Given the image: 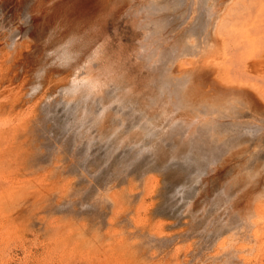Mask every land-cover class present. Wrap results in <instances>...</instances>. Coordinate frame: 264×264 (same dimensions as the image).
<instances>
[{
  "label": "bare ground",
  "instance_id": "obj_1",
  "mask_svg": "<svg viewBox=\"0 0 264 264\" xmlns=\"http://www.w3.org/2000/svg\"><path fill=\"white\" fill-rule=\"evenodd\" d=\"M143 1L31 0L27 13L30 25L26 29L17 28L13 48L10 46L12 50L9 47L10 51L3 50L0 43V264H194L200 256H204L202 264H264L261 256L253 261L244 257L254 248L264 249V168L261 169L264 161L246 173L245 194L236 198L233 188L228 189L226 183L218 193L220 197L212 196L210 204L203 202L198 208L196 202L188 200L183 208L179 205L180 212L176 214L177 206L160 205L155 201L162 198L160 182L164 178L153 180L151 173L152 169H161L160 174H166L171 169V164L165 166L168 159H188L191 154L184 148L190 139L191 146L188 145L193 157L204 159L206 170L219 175L230 157L240 154L238 138L241 136L224 134V122L218 121L221 127H214L218 118L232 117L246 108L250 115L255 114V119L264 122V0ZM8 4L0 0V10H3L0 24L17 20V13L8 12ZM130 13L147 16L139 18L137 15V23L144 28L152 27L144 32L145 40L152 39L147 44L142 40L143 50L140 45L141 49L137 48L143 58L148 53L142 67L149 66V70L153 68L155 72L147 78L150 82L146 80L150 85H145L153 87L148 92H155L157 88L159 93L156 91L157 95L150 97L149 102L144 99L146 93L141 95L143 89L139 92L137 85L125 80L113 61L109 64L97 58L100 49L94 38L98 37L96 33L99 34L102 21L107 16ZM42 37L61 42L60 51L55 54L57 65L66 64L71 69L66 76L56 79L59 69L51 67L50 75L43 77L45 87L39 89L36 82L35 85L27 82L31 75L23 57L32 52V42L35 41V46L44 40ZM166 60L171 62L168 68L163 65ZM45 63L42 69H47ZM111 85L117 92L105 98L104 92ZM57 90L70 98L68 102L71 99L74 102L73 105L68 103L71 106L67 110L72 114L68 123L60 124L51 114L53 99L50 96ZM127 94L136 97L137 109H131V113L149 116L147 130L157 128L160 121H168V125L166 128L163 124V127L158 126L160 140H153L140 149L148 158L142 160L141 171H136L139 175L135 172L131 177L130 172L129 177L130 170L125 174L123 170L114 179L98 184L100 180L94 165L85 156L79 161L76 152L81 145H87L86 151H89L93 136L99 137L106 131L111 133L110 128L117 131L118 126L110 121L113 117L110 104L126 101ZM92 98L100 101L96 112L90 102ZM144 103L151 114L146 113L148 109H142L146 108L142 107ZM193 116L205 120L193 126ZM252 125L256 127L252 126L254 131L264 132V127L260 130L258 124ZM182 127L189 131L186 133ZM260 134L248 145L249 150L258 149L254 153L256 157L264 158V134ZM224 141L233 149L224 148L227 155L220 160L222 154L217 149L226 146ZM242 149L246 151L247 146ZM128 163L130 166L132 161ZM175 165L172 161L173 168ZM197 172H193L194 175ZM149 179L154 185H148L147 189L142 185L151 182ZM204 179L208 181V177ZM256 189L259 193H254ZM252 192L258 201L253 209L238 208L239 202ZM145 196L151 202L143 206L144 214H140L136 204L139 200L146 203ZM168 214L177 215L166 224L176 230L165 232L164 222L153 219ZM185 217L187 220L183 221ZM200 235L201 240L188 243Z\"/></svg>",
  "mask_w": 264,
  "mask_h": 264
},
{
  "label": "rangeland",
  "instance_id": "obj_2",
  "mask_svg": "<svg viewBox=\"0 0 264 264\" xmlns=\"http://www.w3.org/2000/svg\"><path fill=\"white\" fill-rule=\"evenodd\" d=\"M7 3L10 4V6L8 8H10V10L8 12H15L17 13V20L15 19V21H12V22H6V21H3L2 24H0V43H1V47L3 46V50H5L6 48L7 49H11V47L14 45L13 44V39L15 37V31L17 30L18 27H23V28H27L30 23H29V17L27 15L28 11H29V8L32 4L31 0H6ZM34 1V0H32ZM11 2V3H10ZM13 2V3H12ZM145 2V0L143 1ZM8 4V5H9ZM12 4V5H11ZM3 10H0V19L2 18L1 16H3V13H2ZM5 12H7L6 10H4ZM17 11V12H16ZM21 15V16H20ZM125 15V16H124ZM130 17H129V16ZM121 14V15H118V16H107L105 19V21H102V24L101 23V28L99 29V34H101L100 32H103L101 35L97 34L96 33V36L98 37H95L94 38V41L95 39L97 40V46H99L98 48L100 49V55L99 57H97L99 59V61L103 62L104 60V63H112L113 61V65H115L119 71L121 72V75L123 77H125L124 79L129 81L130 83H134L136 88L139 89V92L141 91V89H143L141 92H143L141 95H144L146 93V97L144 98L145 101L149 102L151 100L150 97L154 96V95H157L156 91H158V89H154L155 92H148L149 90L151 91L152 88L150 89L149 85H150V80H148L147 78L153 76L155 74L153 68L151 70H149V66H145V68L142 67V64L145 63L144 59L146 57H148V51L146 50L144 53L146 55L145 58H143L140 54L141 50H143V44L141 46L140 43H142V40L143 42H146V44L152 39L149 38L148 40L146 39L145 40V36H144V32L145 30H148L150 29L149 28H144V27H141V25H139L137 22L139 18H147V16L145 15H141L139 16L138 14L134 15L135 16V19H134V16L130 13V14ZM139 18H138V16ZM41 16V15H40ZM109 17V18H108ZM114 18V19H111V18ZM115 17H118V18H115ZM21 18V19H20ZM41 18V17H40ZM39 18V19H40ZM28 19V20H27ZM20 20V21H19ZM27 20V21H26ZM134 20V21H133ZM24 21V22H23ZM25 24V25H24ZM29 24V25H28ZM24 25V26H23ZM103 26V28H102ZM152 28V27H151ZM2 29V30H1ZM101 29L103 31H101ZM106 29V30H105ZM141 29V30H140ZM48 34V33H47ZM46 34V35H47ZM104 34V35H103ZM12 35V36H11ZM48 36V35H47ZM99 36H101L99 38ZM10 37V38H9ZM50 38V36H48ZM48 37H42L44 38V40L40 39L41 41H38L39 45H35V41L32 42V46L33 48L31 47L30 50H32V52H30V55L28 56H24L23 57V61H27L26 63V69H30L28 73V75L30 74V78L27 77V82L31 81L33 82V84L35 85V82L36 84L39 85V89L40 88H44L45 87V83L44 81L46 80H43L45 78H47L48 75H50V73L53 71L51 70L52 68H55L56 66L58 67L57 70L59 71L57 76H55L56 79H58L59 77H63V76H66V74H68L70 72V67L69 66H66V64H62V67L58 66V57L55 56V54L59 53L60 51V48H58V46L61 45V42H58V43H55L57 41L53 40V41H48L47 38ZM102 38V39H101ZM140 38V39H139ZM11 40V41H10ZM16 40V39H15ZM104 40V41H103ZM10 44H8V43ZM53 42V43H52ZM55 43V44H54ZM5 44V46H4ZM13 44V45H11ZM48 44V45H47ZM52 44V45H51ZM111 44V45H110ZM7 45V46H6ZM137 45V46H136ZM142 47V49L139 47ZM11 46V47H10ZM37 46V47H36ZM40 46V47H39ZM47 46V47H46ZM105 46V47H104ZM120 46V47H119ZM9 47V48H8ZM36 47V49H35ZM43 47V48H42ZM140 48V49H137V48ZM13 48V47H12ZM5 50V51H10L9 50ZM35 49V50H34ZM53 49V50H52ZM56 49V50H55ZM104 49V50H103ZM145 49V48H144ZM12 50V49H11ZM43 50V51H42ZM137 52H136V51ZM37 51V52H36ZM35 52V53H34ZM143 52V51H142ZM154 51H152L153 53ZM39 53V54H38ZM48 53V54H47ZM53 53V54H52ZM138 53H139V56H138ZM44 54V55H43ZM102 54V55H101ZM117 54V56H116ZM120 54V55H119ZM110 55V56H109ZM38 56V57H37ZM55 56V57H54ZM103 56V57H101ZM150 56H151V53H150ZM118 57L120 59H118ZM141 57V58H140ZM35 58V59H34ZM112 60H111V59ZM46 61H45V60ZM54 59V60H53ZM56 59V61H55ZM149 59V58H147ZM48 60V61H47ZM53 60V61H52ZM107 60V61H106ZM110 60V61H109ZM121 60V61H120ZM142 60L143 62L141 63ZM115 61V62H114ZM118 61V62H117ZM167 61V60H166ZM163 62V65L168 68V65L169 67L171 66L170 65V60ZM38 62V63H37ZM46 62V63H45ZM50 62V63H49ZM46 64L47 66V69L44 67L42 69V64ZM55 63V64H54ZM122 63V64H121ZM140 63V64H139ZM52 64V65H51ZM119 64V65H118ZM167 64V65H165ZM50 65V66H49ZM64 65V66H63ZM123 65V66H122ZM135 66V67H134ZM52 67V68H51ZM64 67V69H63ZM69 67V69L67 68ZM122 67V68H121ZM39 69V70H38ZM41 69V70H40ZM67 69V70H66ZM121 69H123L124 71H122ZM173 69V68H172ZM61 70V71H60ZM66 70V71H65ZM136 70V71H135ZM39 71V72H38ZM64 71V72H63ZM68 71V72H67ZM62 72V73H61ZM67 72V73H66ZM26 73V72H25ZM24 73V74H25ZM124 73H126L125 76ZM150 73V74H149ZM61 74V75H60ZM132 74V75H131ZM27 75V73L25 74ZM47 75V76H46ZM40 77V78H39ZM45 77V78H43ZM128 77V78H127ZM134 77V78H133ZM127 78V79H126ZM131 78V79H130ZM29 79V80H28ZM42 79V80H41ZM131 81H130V80ZM137 80V81H136ZM146 80H148L146 82ZM136 81V82H135ZM28 82V83H29ZM30 82V84H32ZM42 82V83H41ZM44 82V83H43ZM142 83V84H141ZM144 83V84H143ZM145 83L149 84V85H145ZM139 84V85H138ZM140 86V87H139ZM144 86H145V89H144ZM112 87V88H110ZM114 87V88H113ZM143 87V88H142ZM38 88V87H37ZM147 88V89H146ZM41 89V90H42ZM149 89V90H148ZM38 90V89H37ZM111 90V91H110ZM146 90V91H145ZM148 90V91H147ZM109 91H110V95H109ZM50 93L53 92V91H49ZM48 92V93H49ZM117 92V88L114 86V85H111L108 87V89L105 90L104 92V96L105 98L107 97H110V96H114V94ZM49 93V94H50ZM107 93V94H106ZM149 93V94H147ZM159 93V91H158ZM153 94V95H151ZM55 95V97H54ZM58 95V97H57ZM129 96H126V98H130L128 100L126 99V101H122L120 103H111L110 104V111L113 113H111V123L114 122L118 127H117V131L115 129L111 130L112 128H110V131L111 133H108L109 131H106L107 133L106 134H102L100 135L99 137L97 135L93 136L94 139H93V142L91 143V148L89 151H86V146L87 145H84V147H82L81 145L78 149L79 151L78 154L76 152V156L79 158V161L81 159V157L83 158L84 156L94 165L93 168H95L94 170H96V174L98 175L97 178H99V182L98 184H102V182H106V181H109V178L111 179H114L116 175L118 174H122L123 173V170H124V173L125 174L127 171H129V177H130V172H131V177L134 176L135 172H140L142 165H143V161L146 160L147 157V154L145 153V151H142L140 149H142L144 145H149L151 143V141L153 142V140H160L161 138L160 137V134L158 135V130L159 129V125L160 127H163V128H166V125H168V121L165 122V121H160V123L157 122V124H159L157 126V128L155 129L154 127H150V129L147 130L146 128V123L148 121V119L146 118H149V116H145V115H136L134 116V114H132L131 112V109L133 108H136L137 107L135 106V101H136V97L134 95H130V94H127ZM147 95L149 96V98L147 97ZM53 101H52V107L51 108V115L53 118L55 117L56 120L61 124V123H68L70 122L69 121V118L72 117V114L67 110L71 105L74 104V102H72V99H71V102H68V100H70V98L68 99L66 97L65 94H62L61 90H57L56 93L54 92L53 95L50 96ZM66 97V98H65ZM133 99H132V98ZM155 97V96H154ZM65 98V99H64ZM132 99V100H131ZM150 99V100H148ZM67 100V101H66ZM90 100V99H89ZM93 100V101H92ZM92 100H90L91 103H93L92 107L93 108V112H96V109L98 110L100 108L99 104H100V101L97 99V102L95 100V98H92ZM63 102V103H62ZM56 103V105L54 104ZM67 103V104H66ZM68 103H70L68 105ZM58 104V105H57ZM129 106H127V105ZM145 104V103H144ZM146 105V104H145ZM143 105L142 107H146V108H142L143 110L145 109H148L149 106H145ZM125 106V107H124ZM135 106V107H134ZM73 107V106H72ZM126 107H128V109H126ZM123 109H126L125 112L123 111ZM140 109V108H138ZM56 110V111H55ZM65 110V111H64ZM141 110V109H140ZM64 111V112H63ZM147 111V110H146ZM240 113L232 116V117H228L227 115L225 116L226 118L224 117H221V118H218L217 122H215L214 124V127H221L219 123L221 122H224V126H226V130L223 128V130H225L224 134L227 133V136L230 137L232 135H236L238 134V136H241L238 138V140L240 141V145H239V153L240 154H235L234 156L232 155L230 157V160L229 162L226 164V167L225 169H223L221 171V173L219 175H213V171L211 170H206L205 168V160L203 159H195V157H193L192 153H191V150L192 148L190 147V139H187L188 143H187V147H185L184 149H186L185 152H187L188 154H191V156L189 155L188 159H191V157L193 159L188 160L187 158L183 161L182 158H178L177 160H173V159H168L166 161H169V162H165L166 163V167L167 165L171 164V166L169 168H171L169 171H166V174L162 175L160 174L162 171L158 170V169H152V174L154 175L152 177L153 180H155L157 178V180H161L162 178H164L162 180V182H160L161 184V187H162V198L160 200L158 199H155V201L157 200L160 205H165V206H169L172 204V206H177V208L175 207V210H174V213H179L177 209H179V205L183 208L185 205H186V202H188V200H192L194 202H196V205L199 206L198 208H200L202 206V203L205 202L206 204H210L212 198V196H214L215 194V197L216 198H219L220 197V193L222 192L221 190H223L224 188V184L227 183L228 185V189H232L233 193L236 194V198L237 196H239L241 193H246L247 191V188H244L246 186V182H245V177H246V173L250 170H252V167L255 166L257 163H261L262 161H264V158H261L259 156H255L254 153L258 150L255 146V148L253 150V153H252V150H249V147L250 145H248L249 143L251 144V141L257 139V136L258 134H260V131L259 130H255L254 129L256 128L255 126H253L252 124H258V126L260 127V130L261 128L263 129L264 127V122L260 119H255V117L253 115V112L252 115L249 114V110H247L246 108H241V110H239ZM238 111V112H239ZM249 111V112H247ZM59 112V113H58ZM116 112V113H115ZM129 112V114H128ZM145 112V111H144ZM245 112H247V115L245 114ZM147 114H151L150 113V109H148V111L146 112ZM118 114V115H117ZM121 114V115H120ZM128 114V115H127ZM132 115V116H131ZM238 115V116H237ZM241 115V116H240ZM245 117H244V116ZM50 116V117H51ZM119 116H121V118H123L122 120L119 119ZM127 116V118H126ZM129 116V117H128ZM137 116V117H136ZM237 116V117H236ZM252 116V117H250ZM117 117V118H115ZM140 117V120H138V118ZM215 118L217 116H214ZM244 117V118H243ZM250 117V119L248 120V118ZM126 118V119H125ZM146 120H145V119ZM64 119V120H63ZM220 119V120H219ZM156 120V119H155ZM192 122H193V126H196L198 125L199 123H201L202 120H205L204 117H201V118H196L195 116H193V119H191ZM248 122H247V121ZM251 120V121H250ZM66 121V122H65ZM145 121V122H144ZM218 121H221V122H218ZM259 121V122H258ZM262 121V122H261ZM144 122V123H142ZM250 122V123H249ZM124 123V124H123ZM133 123V124H132ZM135 123V124H134ZM141 126V128H139V124ZM144 124L143 126L141 125ZM217 123V124H216ZM127 124V125H126ZM138 124V125H137ZM163 124V126H162ZM165 124V125H164ZM219 124V125H218ZM137 125V126H136ZM217 125V126H215ZM120 126V127H119ZM130 128H128V127ZM134 126V127H133ZM254 129H253V127ZM176 127V125H175ZM118 128H120L121 130L118 131ZM126 128H127V132H126ZM162 128V129H163ZM189 128V127H187ZM59 129V128H58ZM56 129L55 132L59 133V130ZM175 129V128H174ZM182 129H184V127H182ZM251 129V130H250ZM115 130V131H114ZM185 130V129H184ZM114 131V133L112 132ZM140 131V132H139ZM189 131V129L185 130V132L187 133ZM227 131V132H226ZM117 132V133H116ZM154 132V133H153ZM244 132V133H243ZM246 132V133H245ZM255 132V133H254ZM120 133H121V136H120ZM124 133V134H123ZM130 133V134H129ZM136 133V134H135ZM146 133V134H144ZM110 134V135H108ZM113 134V135H112ZM117 134V135H115ZM139 134V135H138ZM150 134V135H149ZM151 134L154 135V137H151ZM156 134V135H155ZM230 134V135H229ZM244 134V135H243ZM264 132L261 133L260 135L263 136ZM94 135V134H93ZM107 135V137H106ZM115 135V138L113 137ZM152 135V136H153ZM247 135V136H246ZM92 136V135H91ZM105 136V137H104ZM109 136V137H108ZM145 136V137H143ZM100 137H102V139H100ZM113 137V138H112ZM121 137V139H120ZM130 137V138H129ZM132 137V138H131ZM137 137V138H136ZM97 138H99V140L97 141ZM110 138V139H109ZM124 140H123V139ZM147 138V139H146ZM150 138V139H149ZM156 138V139H155ZM245 138V139H244ZM152 139V140H151ZM248 139V140H246ZM81 140V139H80ZM106 140V141H105ZM113 140V141H112ZM128 140V141H127ZM116 141V142H115ZM118 141V142H117ZM134 141V142H133ZM143 141V142H142ZM104 144H103V143ZM113 142V144H112ZM124 142V143H123ZM146 142V143H144ZM226 146H224L223 148H219L217 149L218 152H221L222 156L220 157V160H222V158H224L223 156L227 155L225 154V151L223 152V149L224 148H227V147H231L230 144H228V142L224 141ZM236 142V141H235ZM246 142V143H245ZM109 143V144H108ZM122 143V144H121ZM130 143V144H129ZM243 143V144H242ZM93 144V145H92ZM95 144V145H94ZM190 146H189V145ZM245 144V145H244ZM77 145V146H79ZM132 145V146H131ZM140 145V146H139ZM103 146V147H102ZM234 146V145H232ZM247 146V150L244 151L242 149V147H245ZM93 147V148H92ZM100 147V148H99ZM121 147V148H119ZM88 148V146H87ZM123 148V149H122ZM127 148V149H126ZM232 148V147H231ZM235 148V147H234ZM237 148V147H236ZM235 148V149H236ZM251 148V147H250ZM191 149V150H190ZM233 149V148H232ZM232 149H229L232 150ZM234 149V150H235ZM134 150V151H133ZM190 150V151H189ZM83 151V153H82ZM111 151V152H110ZM204 151V150H203ZM227 151V152H229ZM85 153V154H84ZM101 153V154H100ZM143 155H142V154ZM89 154V155H87ZM91 154V155H90ZM119 154V155H118ZM124 154V155H123ZM129 154V155H128ZM136 154V155H135ZM187 154V155H188ZM102 155V156H101ZM104 155V156H103ZM118 155V156H117ZM133 155V157H132ZM120 156V157H119ZM130 156L132 157L131 159H128V157L130 158ZM136 156L137 157V160L136 159ZM259 157V158H258ZM98 158V159H97ZM100 158V159H99ZM107 158V159H105ZM135 158V159H134ZM142 158V159H141ZM124 159V160H123ZM128 159V160H127ZM150 159V158H149ZM180 159V160H179ZM93 160V161H92ZM118 160V161H117ZM120 160H121V163H120ZM126 160V161H125ZM131 160L132 163L131 165L128 167L127 164L128 161ZM134 160V161H133ZM143 160V161H142ZM180 162H179V161ZM186 160L190 161V162H187ZM195 161V163L193 161ZM124 161V162H123ZM159 161V160H158ZM172 161H173V166L175 164V167L173 168L172 166ZM203 161V162H202ZM253 161V162H252ZM119 162V163H118ZM160 162V161H159ZM178 162V163H177ZM186 162V164L184 163ZM123 163V164H122ZM141 165H140V164ZM161 163V162H160ZM163 163V164H165ZM181 163H184L181 165ZM188 163V164H187ZM190 163V164H189ZM193 163V164H192ZM83 164V163H82ZM101 164V166H100ZM139 164V165H138ZM199 164V165H198ZM187 165V166H186ZM194 165V167H193ZM229 165V166H228ZM119 166V167H118ZM125 166V167H123ZM133 166V167H132ZM139 166H140V169H139ZM199 166V167H198ZM261 166L263 169L264 168V165L261 163ZM121 167H123L121 169ZM181 167V168H179ZM184 167V168H183ZM193 167V168H192ZM136 168V169H135ZM179 168V170H178ZM186 168V169H185ZM219 168V167H218ZM222 168V167H220ZM115 169V170H114ZM129 169V170H128ZM199 169V172H197V170ZM132 170V171H131ZM140 170V171H139ZM182 170V171H181ZM192 172H191V171ZM197 172L196 175H194L193 172L195 171ZM105 171V172H103ZM116 171V173H115ZM160 171V172H159ZM181 171V172H180ZM133 172V173H132ZM136 172V175L139 173ZM154 172H156L154 174ZM165 172V171H163ZM180 172V173H179ZM111 175H110V174ZM171 173V174H170ZM193 173V174H192ZM207 173V174H206ZM264 173V169L262 171V174ZM168 174V175H167ZM174 174V175H173ZM192 174V175H191ZM110 175V176H108ZM162 175V176H160ZM181 175V176H180ZM191 175V176H190ZM120 176V175H119ZM165 176V177H164ZM189 176V177H188ZM114 177V178H113ZM161 177V179H160ZM169 180H168V178ZM172 177V178H171ZM188 177V178H187ZM205 177H208V181L205 182ZM242 177V178H241ZM240 178V179H239ZM177 179V180H176ZM151 182H149L148 184H143L142 186H147V189L150 188L149 186H153L154 185V181L149 179ZM222 180V181H221ZM166 181V182H165ZM193 181V182H192ZM200 181V182H199ZM204 181V182H203ZM239 181V182H238ZM244 181L245 184H242L240 185V183ZM165 183V185H164ZM222 183V184H221ZM138 184V183H137ZM151 184V185H150ZM163 184V185H162ZM234 184V185H233ZM251 184V183H250ZM149 185V186H148ZM159 184H157L158 186ZM138 186V185H137ZM141 186V185H140ZM206 186V187H205ZM223 186V187H222ZM244 186V187H243ZM243 187V188H242ZM172 189V190H171ZM193 189V190H192ZM199 189V190H198ZM237 189V190H236ZM139 190V188H138ZM220 190V192H218ZM236 190V192H235ZM239 191V192H238ZM259 193L258 192V189H256L254 191V193ZM219 193V194H218ZM253 192L251 194H248L247 196H245V199L241 200L242 202H239L240 206H238V208H242L244 210V208L246 209V207H248L249 209H253L254 207V204H256L258 201H256V197ZM164 194V195H163ZM198 195V196H197ZM206 195V196H205ZM147 196V195H146ZM145 196V197H146ZM195 196V197H194ZM209 196V197H208ZM219 196V197H217ZM207 197V198H206ZM148 197H146L147 199ZM184 198V199H182ZM191 198V199H190ZM204 199V201L202 200ZM164 200V201H163ZM147 202L145 203H142V200H139L137 202V207H138V210L140 212V214H144V208L143 206L146 207V205L149 206V203L151 202V200L147 199L146 200ZM177 201V202H176ZM179 201V203H178ZM185 203H184V202ZM141 202V203H140ZM160 202H163V203H160ZM165 202V203H164ZM210 202V203H209ZM140 203V204H139ZM168 203V204H166ZM199 203V204H197ZM175 204V205H174ZM205 204V205H206ZM154 205V204H153ZM157 205V204H156ZM201 205V206H200ZM208 206V205H207ZM224 206V205H223ZM150 207H152V205H150ZM244 207V208H243ZM222 208V207H221ZM200 210V209H199ZM241 210V209H240ZM205 213V212H204ZM203 213V214H204ZM175 214H172V216H170L168 214V216H155V218L153 220H155L156 218L157 219H161L162 222H164V226H165V232H170V231H174V229L176 230V228L174 227L173 230L171 228H168L166 224L172 222V218H175ZM143 218H144V215H142ZM164 216V217H163ZM189 216V215H188ZM186 217L183 219V221H186ZM183 225V224H182ZM183 227H186L185 225H183ZM168 228V229H167ZM199 237V238H198ZM201 235L200 236H197L195 238H192L190 241H188V243H191L193 242L192 240H201ZM195 240V241H196ZM239 244L241 245L242 242H239ZM197 247V245H196ZM194 246V248H196ZM263 250L264 252V249L261 247L260 248H254V250L251 252V254H244V257H246L247 260H257V258L259 256H261V258L263 259L264 261V253L261 251ZM210 252H214L213 250H210ZM210 252H206V253H210ZM261 252V253H259ZM260 255H259V254ZM263 253V255H262ZM202 254V252H201ZM200 254V255H201ZM203 255V254H202ZM254 257V258H253ZM204 258L200 256V260H197L195 259L193 262L194 264H202L201 260ZM251 258V259H249ZM260 258V257H259ZM258 258V259H259ZM260 258V259H261Z\"/></svg>",
  "mask_w": 264,
  "mask_h": 264
}]
</instances>
